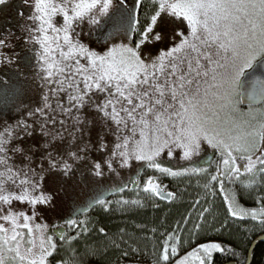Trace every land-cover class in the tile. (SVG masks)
Segmentation results:
<instances>
[{
    "label": "snow or ice",
    "instance_id": "obj_1",
    "mask_svg": "<svg viewBox=\"0 0 264 264\" xmlns=\"http://www.w3.org/2000/svg\"><path fill=\"white\" fill-rule=\"evenodd\" d=\"M23 2L29 5L27 19L32 22L25 43L33 46L45 91L40 106L28 113L38 119L0 128V264H50L57 249L55 234L48 233L47 225L35 223L37 206L51 200L43 191L44 165L41 162L38 171L33 166L35 146L22 143L33 135L37 123L43 135L52 137L42 147L51 149L55 139L62 138L58 129L53 131L55 125L64 128L70 120L79 131L82 110H94L106 127L111 125L108 131L115 138L103 161L113 172L114 163L128 168L136 161L178 176L182 173L165 166L161 157L173 159L179 151V158L191 161L206 144L219 152L221 165L211 180L220 181L221 191L225 179L241 181L247 176L241 182L252 187L264 177V107H257L264 106V0H150L143 26L144 0H132L131 6L128 0ZM7 4L8 0H0V5ZM102 20L113 24L109 37L123 33L124 40L101 53L85 44L81 35L85 24L100 25ZM177 21L186 30L174 28L171 46L144 57L142 46L164 40L161 29L166 22ZM6 46V38L0 39V48ZM245 99L247 112L239 107ZM3 103H8L6 93ZM99 149H108L103 138ZM67 155L69 159H63L47 151L43 159L49 169L69 175L73 170L69 160L84 157L76 151ZM92 170L103 175L100 162H93ZM204 170L185 167L183 172ZM139 181L138 172L131 183L138 186ZM143 191L161 198L173 195L163 193L154 176L147 177ZM225 200L231 215L264 223V206L248 210L234 199L225 196ZM95 203L107 207L102 195L88 207ZM68 223L79 227L74 219ZM65 235L62 231L59 238ZM178 242L175 233L166 237L161 264L178 254ZM223 251L217 243L201 244L176 264H212L213 253Z\"/></svg>",
    "mask_w": 264,
    "mask_h": 264
},
{
    "label": "trees",
    "instance_id": "obj_2",
    "mask_svg": "<svg viewBox=\"0 0 264 264\" xmlns=\"http://www.w3.org/2000/svg\"><path fill=\"white\" fill-rule=\"evenodd\" d=\"M128 3L131 6L132 0H128ZM150 9V0H144L140 7L141 26L145 22V16L150 15ZM5 12L1 15L6 14V18H0V36L6 33L7 27L16 26L19 22L20 27L24 17L19 11H13L10 16ZM104 30L105 28L100 31V35L97 34L99 39L103 38ZM138 38L137 34L134 39ZM5 93L7 104L3 103ZM15 98L9 88H0V116L6 117L14 112ZM213 160L214 157H211L206 165L194 164L189 167L205 169L202 172L182 170L178 171L181 175L172 176L174 179L170 178V183L167 181L173 188L171 197L161 198L143 191L147 177L157 173L145 167L140 174L138 186L131 183L123 187L122 191L119 189L104 196L107 207L95 203L89 208L86 204V212L65 219L60 227L53 229L52 233H58L56 237L54 235L57 249L49 258L50 264H61L64 261L68 264H116L119 261L132 264L134 259L149 258L151 253L157 254L163 233L165 235L172 232L180 235L184 252L201 244L220 242L224 251L214 254L212 264H245L256 237L264 234V223L251 216L243 219L233 217L228 210L225 194L220 189L219 180L216 181L214 207L210 213L203 214L207 203L196 205L195 202L202 195L200 184L207 182L215 174L211 173ZM243 179L246 181L248 177ZM241 181L226 180L224 189L230 188L242 207L252 208L257 195L264 197V179L259 180L254 187H246ZM161 190L169 193L162 187ZM176 194L182 197L180 204L173 201ZM132 201H142V204H134ZM262 206L264 205L257 209ZM72 219L77 221L79 227L69 225L68 221ZM82 221L86 223H81ZM85 227L87 231L82 230ZM62 231L66 233L63 240L59 238ZM192 246L194 247L191 248ZM252 264H264V243L256 247Z\"/></svg>",
    "mask_w": 264,
    "mask_h": 264
},
{
    "label": "rangeland",
    "instance_id": "obj_3",
    "mask_svg": "<svg viewBox=\"0 0 264 264\" xmlns=\"http://www.w3.org/2000/svg\"><path fill=\"white\" fill-rule=\"evenodd\" d=\"M29 3H31V0H29ZM13 11H19V13L22 12L23 15H20L24 17L20 27L18 25L20 22L16 24V26L12 25L11 27H7L6 33L0 36V39L6 38V44L8 45L0 48V61H2L0 62V88L2 87L5 90H8L9 88V91L11 90L16 98L15 104H13L14 112H10L6 117L0 116V128L5 124H14L21 119L28 120L29 123H31L33 119H38V117L29 118L28 113L30 110L40 106L42 95L45 91L41 86L34 54L30 50L33 46L25 43V39L28 36L27 28L32 23L27 19L30 12L29 5L25 4L23 0H8L6 6L0 5V15L3 12H8L7 14L10 16V14H13ZM0 18H6V14L1 15ZM104 28L105 30L102 35L103 38L99 39V35L101 34L100 31ZM174 28L186 30V26L179 21L174 24L166 22L165 26L161 29L162 35L166 38L160 42L146 43L142 46L143 56H155L160 49H166L171 46L170 36ZM112 31V22H105L102 20L100 25L89 26L85 24L81 40L91 49L102 53L111 47L113 43H120L124 40L123 33H113V35L109 37V33ZM97 34L99 35L97 36ZM4 57L11 58L12 62L8 63ZM239 107L244 112L248 111V109H244L241 105H239ZM81 115L84 123L78 125L80 129L79 131H76L77 126H74L73 122L70 120L67 121L64 128H61L59 124L54 126L53 131L55 132V130L58 129L62 133V138L57 137L54 141L53 148L51 149H45L42 147L46 141L52 140V137L45 136L41 133L39 123L34 126L33 135L31 137H26L22 142L25 146L34 145L36 148V151L33 153V159L35 161L33 166L37 167V170L39 171L40 163L43 162L44 165L45 175L43 191L51 196V200L46 205L37 206L38 215L36 216L35 223L47 225V231L49 234H53V229L56 228L57 225L63 224L65 219L73 218L76 214L85 212L84 209L86 207L84 206H86V204L89 205L97 195H102L104 197L110 192L118 191L128 184H131V179L136 177L138 172L141 174L142 170L145 169V167L142 166V162L133 161L131 167L128 168H121L118 163H114L113 167L116 171H109L103 161L108 158L115 139L111 132L108 131V127H111V125L106 127L100 119L99 114L90 108H84ZM101 138H103V142L108 145V149L103 151L99 149ZM81 149L85 150L80 151ZM47 151H54L56 156L63 157V159H69L67 155L69 151H76L79 155L83 156L84 159L77 162L69 160L70 163H73V170L69 175H64L63 172L57 169L48 168V161L43 159ZM179 157L180 153L177 151L175 158L169 159L165 155L161 157V159L164 161L165 166H171L173 171H182L185 167L189 168L194 164H199L203 159L209 157H214V162L211 164V173L216 174L218 165H221L219 152L208 147L206 144L202 146V150L198 155L193 156L191 161H186ZM93 162H100L102 164V176L98 177L94 175L92 170ZM241 163H243V161H241ZM154 176L164 190L173 193V191H171L173 190L172 185L168 184L170 183V178H173L171 175L157 172ZM212 176L213 175H211V177ZM245 177L247 176L241 177L242 181H245L243 179ZM263 179L264 177L260 180ZM226 180L227 179H225L224 182ZM216 186V181H212L211 178H209L207 182L200 184L199 188H201L202 195L196 200L195 204L197 205L202 202L207 203V206L203 210V214L210 213L212 210L211 208L214 207L217 193ZM222 192L229 200L234 199L235 203L242 207L237 200L235 193H232L230 188L224 189ZM258 196L259 195L254 199L255 204L252 208H242L251 210L257 209L260 205H264V197ZM173 201L175 204H180L182 197L179 195L177 196L176 194ZM208 203H211V205ZM18 207L23 206L18 205ZM208 208L210 210H208ZM76 209L78 210L75 211ZM233 217L239 218L238 216ZM173 233L174 232H172V234ZM169 234L164 235L163 233V236L161 235V242L159 243L158 248L159 252L157 254L151 253L149 258H133L136 263H133V260L132 264H161L160 256L163 244ZM56 235H58V233ZM176 237H178L179 241L177 244L178 254L175 256L170 255L168 264H176L178 259L188 253L183 251L184 243L183 241L181 242L180 235H176ZM210 243H217L223 248V245L220 242ZM215 253H213V256ZM116 264L126 263L125 261H119Z\"/></svg>",
    "mask_w": 264,
    "mask_h": 264
},
{
    "label": "water",
    "instance_id": "obj_4",
    "mask_svg": "<svg viewBox=\"0 0 264 264\" xmlns=\"http://www.w3.org/2000/svg\"><path fill=\"white\" fill-rule=\"evenodd\" d=\"M256 75H260L259 72L256 73ZM248 102L247 100L245 99V102L243 104H241L243 107L247 108ZM260 106V105H257V107ZM261 243H264V234L262 235H259L258 237H256L254 243H253V246L252 248L250 249V252H249V258H248V261H247V264H252L253 262V253L256 249V247L261 244ZM230 264H235V263H230Z\"/></svg>",
    "mask_w": 264,
    "mask_h": 264
},
{
    "label": "bare ground",
    "instance_id": "obj_5",
    "mask_svg": "<svg viewBox=\"0 0 264 264\" xmlns=\"http://www.w3.org/2000/svg\"><path fill=\"white\" fill-rule=\"evenodd\" d=\"M254 243V242H253ZM252 246H253V244H252ZM252 246H251V248H252ZM250 248V249H251ZM249 252H250V250H249ZM248 258H249V253H248ZM248 258H247V261H248ZM247 261H246V263L245 264H247ZM231 263H234V262H231ZM227 264H230V262L229 263H227ZM236 264V263H235Z\"/></svg>",
    "mask_w": 264,
    "mask_h": 264
}]
</instances>
